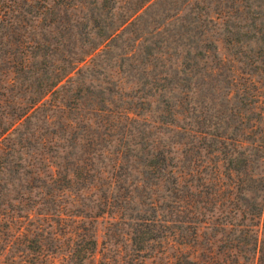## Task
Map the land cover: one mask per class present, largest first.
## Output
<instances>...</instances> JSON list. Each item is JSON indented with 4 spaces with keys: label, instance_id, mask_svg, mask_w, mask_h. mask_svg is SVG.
I'll list each match as a JSON object with an SVG mask.
<instances>
[{
    "label": "rangeland",
    "instance_id": "obj_1",
    "mask_svg": "<svg viewBox=\"0 0 264 264\" xmlns=\"http://www.w3.org/2000/svg\"><path fill=\"white\" fill-rule=\"evenodd\" d=\"M13 1L0 0L13 6L0 18V264H71L79 233L97 241L85 264H264V41L245 19L264 5ZM241 70L253 97L232 83ZM226 135L252 159L240 188ZM153 154L169 165L148 166ZM145 220L168 234L142 258Z\"/></svg>",
    "mask_w": 264,
    "mask_h": 264
},
{
    "label": "trees",
    "instance_id": "obj_2",
    "mask_svg": "<svg viewBox=\"0 0 264 264\" xmlns=\"http://www.w3.org/2000/svg\"><path fill=\"white\" fill-rule=\"evenodd\" d=\"M13 4L15 3L13 0H10ZM258 4H253L254 8L261 9L264 5V0H254ZM240 2L248 3L246 0H240ZM249 7V6H247ZM13 11V6H9L5 2L0 3V18L8 15L9 12ZM247 21H251V25L247 26L246 28H252L256 31V35H254L255 39H257L259 42L264 41V16L261 18H245ZM248 46V45H247ZM246 57V56H245ZM255 63V60L247 56V61H245V64L247 66H253ZM245 70V69H244ZM256 74V73H253ZM232 83H237L236 88H238L239 94L245 93L248 96H255L253 91L256 89V84L254 82V75L252 73L247 71H240L237 75V77L233 78ZM4 133H0V138L3 136ZM6 137L3 139H0L1 142L5 140ZM223 146L220 149V152L222 153V161L223 165L225 167V171L227 173V177L231 180V183H233L236 188L242 187V183H244V180L241 178L243 174H246L250 177V179H253L251 176V156L248 153L247 149H243L245 147V143L243 141H240V139L232 137V136H224L223 137ZM264 145V143H263ZM241 147V149H239ZM160 154H153L151 159L148 162V166L151 168H160L162 165H169V163L166 162V158L163 156H159ZM247 191H250V187L246 188ZM229 198H232L229 196ZM232 201V200H231ZM245 215H250L252 212L250 209L248 210H241ZM152 221L145 220V221H137L136 226L132 228V240L133 244L136 245V250L138 251L136 253L137 257L140 256L142 258L146 257L145 254H141L142 250H145L147 248L146 244L147 241L154 238L159 237H166L168 233L161 234L155 232V229L153 228ZM163 224V223H160ZM239 224V223H238ZM169 226V225H166ZM248 228H242L240 231H242L243 235L246 237L253 238L252 234L247 230ZM165 232V231H164ZM166 232H171L170 230ZM77 234V233H76ZM17 240L19 243L23 244L25 252L27 251H33V242H35L34 239L30 238L28 235H24L22 237H17ZM41 240H44L43 238ZM47 240V239H46ZM45 240V241H46ZM55 241L62 240L60 237L55 238ZM70 242L67 243V247L71 249L69 251V260L71 264H85V261H90L94 258L97 251V241L94 238L93 234L86 235L83 233H79L76 235V237H70ZM240 241L239 245L235 246V248H240L241 244H244L246 242V238L241 241L240 238L238 239ZM42 242V241H41ZM51 242V241H50ZM49 239L46 242V244H49ZM53 242V241H52ZM65 243V241H64ZM253 244V241H252ZM140 251V252H139ZM39 252V251H38ZM44 255V254H43ZM43 255L41 253L37 254L36 260H30V264H40V262H43ZM34 258V257H32Z\"/></svg>",
    "mask_w": 264,
    "mask_h": 264
}]
</instances>
